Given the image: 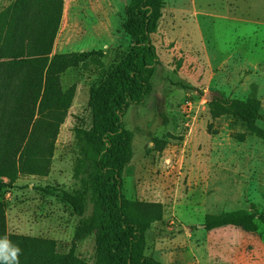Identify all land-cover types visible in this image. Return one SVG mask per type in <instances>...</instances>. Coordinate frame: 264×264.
Here are the masks:
<instances>
[{
	"label": "rangeland",
	"instance_id": "1",
	"mask_svg": "<svg viewBox=\"0 0 264 264\" xmlns=\"http://www.w3.org/2000/svg\"><path fill=\"white\" fill-rule=\"evenodd\" d=\"M15 0H0V13ZM152 35L160 58L152 92L123 116L131 157L122 192L128 202L161 204L163 219L146 232L145 255L161 264H264V226L253 232L206 231L205 216L245 211L264 215V142L229 116L213 119L210 104L256 98L264 115V0H160ZM135 0H64L52 58L61 91L74 101L56 140L47 177L0 176V238L53 241L95 264L93 212L96 161L85 159L93 132L90 98L128 54L123 25ZM97 55L85 62L82 53ZM0 71V141L16 105L23 70ZM180 85L188 87L184 89ZM213 102H203L207 93ZM258 126L264 130V122ZM5 133V132H4ZM83 192L86 211L73 213L64 193ZM189 231V232H187ZM83 236L75 239L76 234Z\"/></svg>",
	"mask_w": 264,
	"mask_h": 264
},
{
	"label": "trees",
	"instance_id": "2",
	"mask_svg": "<svg viewBox=\"0 0 264 264\" xmlns=\"http://www.w3.org/2000/svg\"><path fill=\"white\" fill-rule=\"evenodd\" d=\"M63 10L64 0H15L0 13V71L5 63L8 71L23 70L15 110L0 141V176H11V182L19 175H49L56 140L74 101L73 88L61 91L52 58ZM161 10L160 0H135L123 25L132 46L90 98L93 132L84 144L85 159L90 164L96 161L98 174L93 178V212L85 233L98 234L95 264H161L146 256L145 248L146 232L163 219L162 205L128 202L122 192L124 168L131 157L123 116L129 107L143 105L152 92L151 81L161 64L152 35ZM96 55L82 53L79 60ZM210 108L213 119L229 116L241 124L246 133L235 135L239 142L247 134L264 142L258 99L216 101ZM62 199L76 216H84L85 193H64ZM259 224L264 226V215L238 211L206 215L201 227L206 231L236 227L250 233ZM81 236L79 232L74 240ZM7 238L21 249L19 264H89L75 255V242L69 253L59 254L50 240Z\"/></svg>",
	"mask_w": 264,
	"mask_h": 264
},
{
	"label": "clouds",
	"instance_id": "3",
	"mask_svg": "<svg viewBox=\"0 0 264 264\" xmlns=\"http://www.w3.org/2000/svg\"><path fill=\"white\" fill-rule=\"evenodd\" d=\"M21 249L5 236L0 238V264H19Z\"/></svg>",
	"mask_w": 264,
	"mask_h": 264
},
{
	"label": "water",
	"instance_id": "4",
	"mask_svg": "<svg viewBox=\"0 0 264 264\" xmlns=\"http://www.w3.org/2000/svg\"><path fill=\"white\" fill-rule=\"evenodd\" d=\"M216 94H214V93H207L205 96H204V98H203V102L204 103H207V102H213V101H215L216 100Z\"/></svg>",
	"mask_w": 264,
	"mask_h": 264
},
{
	"label": "bare ground",
	"instance_id": "5",
	"mask_svg": "<svg viewBox=\"0 0 264 264\" xmlns=\"http://www.w3.org/2000/svg\"><path fill=\"white\" fill-rule=\"evenodd\" d=\"M187 232H189V231H187Z\"/></svg>",
	"mask_w": 264,
	"mask_h": 264
}]
</instances>
